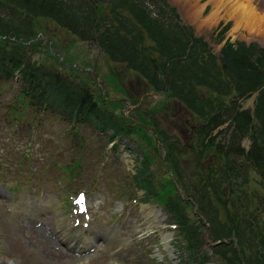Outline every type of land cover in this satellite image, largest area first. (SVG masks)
<instances>
[{
  "label": "rangeland",
  "instance_id": "obj_1",
  "mask_svg": "<svg viewBox=\"0 0 264 264\" xmlns=\"http://www.w3.org/2000/svg\"><path fill=\"white\" fill-rule=\"evenodd\" d=\"M166 1L175 9L181 24L188 26L194 36L207 42L214 54L220 51L226 40L264 44V23H261L262 25L254 23L249 27L240 26L233 30L234 23L231 19H220L217 23L207 22L212 11L207 0ZM249 2L252 4L251 8L264 17V0H243L242 3ZM203 4L205 5L201 7ZM194 7H198V10ZM194 10L198 13L197 19L192 14ZM35 32L37 42L25 45V52L31 59L67 73L77 72L75 74L87 82L99 99L103 97L101 103L104 108L133 120L126 121V125L131 129V137H125L114 147V144L108 143L104 135L86 124L74 128L59 116L47 110L43 112L34 108L19 95L21 83L18 79L0 81V184L3 183V187H6L4 185L13 187L19 192H26L33 202L37 200V203H30L27 198H20L28 202L25 203L29 209H31L29 205L33 204L42 206L33 217V221L12 210L9 202L0 200V259L3 263L10 261L15 264L71 263L78 255L70 252L56 239L53 230L57 228V218L53 216V212L45 213L43 207L46 205V208L50 209L52 198L60 197L59 208L64 209L63 216L66 217L71 212L72 204L70 208L69 206L72 198L81 193L87 195L94 190L102 195V199L92 198V204L87 206L86 213L94 222H101L98 225H102L99 228L104 230L101 235H111L118 227L110 233L109 229L117 224L122 225L120 234H115L116 231L112 237L121 238L117 240L120 241L132 232V235H129L132 240L128 241L130 246L126 248L123 244L115 242L112 244L114 252L122 254L117 257L105 244L96 246L93 251L95 255L87 254L88 258L80 259V264H110L111 261L117 264L187 263L189 259L187 254L179 256L182 251L184 252L183 239L176 237L175 234L169 239L174 255L170 257L168 250L160 244L162 242L160 232L148 225L142 214V211L150 208L141 205L144 203L143 191L133 179V174L140 167L142 158L146 157L148 173L151 174L149 178L155 186L160 182L168 184L172 181L169 165L171 164L174 169L173 186L160 192L159 198L156 199L162 204L165 196L177 195L175 189L179 188L181 196L184 197H181L180 206L187 220L198 225L201 231H204V225L195 212L201 214L208 227L215 214L224 225L222 228H228L232 227L231 217L234 214L238 218L239 215L252 211L257 202L264 198L263 184L255 180L263 178L254 170L255 165L245 159L246 153L250 150L248 137L236 142L243 148V155L236 154L239 151L236 150L235 154H229V158L240 165L242 158L244 159L242 167L245 169L248 166L250 169L251 183L244 182L241 178L223 177V174L226 175L224 172L227 171L226 166L222 167L218 175L219 159L226 142L230 140L229 121H224L209 133L206 131L205 137L212 136L213 145L200 150L199 146H203L207 141L200 133L203 119L190 114L169 93L154 92L137 75L121 68L120 65L110 63L98 46L77 39L52 20H39ZM255 97L256 95H251L238 101L240 107L252 109ZM127 100L129 104L126 103ZM217 114H220L219 111ZM140 121L142 128L136 126ZM154 128L164 131V135L171 143L169 150L175 148L172 152L169 151L167 154L165 149H162L156 139ZM216 146L219 148L216 149ZM216 178L220 181L217 197L213 194L212 188H203L207 183L208 185L215 183ZM48 195L50 199H47ZM201 195L208 197L205 199ZM190 197L191 200L188 199ZM95 201L99 203L94 205ZM153 201L150 200L148 203L154 205ZM209 201L211 208L205 211L204 204ZM246 201H249L250 210ZM157 206L165 213L162 206ZM150 207L154 208L155 205ZM262 211L260 209L254 216L251 213L247 214L244 226L259 234L262 229L258 225L264 223ZM165 222L169 224L168 218ZM126 226H129L127 230ZM134 227L138 229L133 230ZM207 233L209 234V230ZM230 235L231 238L225 241H230L229 245L236 247V238L232 237L233 230ZM203 239L205 241L204 236ZM212 239L213 237L210 240ZM131 244L135 246L133 254H130ZM213 248L216 246L211 247L208 243H203L200 250L207 252L211 264H224L220 252ZM134 260L140 262L136 263Z\"/></svg>",
  "mask_w": 264,
  "mask_h": 264
},
{
  "label": "trees",
  "instance_id": "obj_2",
  "mask_svg": "<svg viewBox=\"0 0 264 264\" xmlns=\"http://www.w3.org/2000/svg\"><path fill=\"white\" fill-rule=\"evenodd\" d=\"M41 19L52 20L77 39L98 46L110 63L137 75L152 90L169 93L190 114L201 117L204 123L200 133L207 141L204 147L199 146L200 150L212 144V136L205 137L206 131L209 133L229 121L230 140L219 159L218 175L226 166L223 177L251 183L250 169L242 167L244 159L240 165L229 158L236 150H239L236 154L243 155V148L236 142L248 137L250 150L245 159L255 165L254 170L263 178L255 180L261 181L264 188V44L226 40L214 54L207 42L181 24L175 9L166 0H0V81L15 79L18 74L19 95L34 108L47 110L74 128L89 124L109 142L130 136L126 121L132 120L104 108L103 97L99 99L77 72L67 73L31 59L25 45L37 42L35 29ZM255 92L253 108H241L238 101ZM136 126L142 128V121ZM154 131L168 154L171 143L164 131L157 128ZM147 159L140 161L134 179L146 194H152L157 186L149 178ZM169 166L174 172L173 166ZM171 186L173 183L169 181L158 188L164 191ZM219 187L220 181L216 178L215 183H207L203 188H212L217 197ZM180 200L176 194L164 198L171 219L179 225V237L184 241V252L179 256L187 254L189 259L185 264L209 263L207 252L200 250L204 243L203 231L187 220ZM210 202H205V211L211 208ZM245 203L250 210L249 201ZM260 209L264 214V198L252 211L238 218L234 214L232 227L228 228H222L224 225L213 215L208 227L209 238L226 240L231 238L233 230L232 237L237 242L236 247L223 243L213 248L220 252L224 264H264V223L258 225L262 229L259 234L243 224L247 214L257 215Z\"/></svg>",
  "mask_w": 264,
  "mask_h": 264
},
{
  "label": "bare ground",
  "instance_id": "obj_3",
  "mask_svg": "<svg viewBox=\"0 0 264 264\" xmlns=\"http://www.w3.org/2000/svg\"><path fill=\"white\" fill-rule=\"evenodd\" d=\"M241 1L243 2V0ZM242 2H230L229 0H207V3L212 7V11L207 18V22L217 23L220 19H231L234 23L233 30L239 28L240 26L249 27L252 26L254 23H260V25H262L264 23V17L262 16V14H259L258 12L256 13L254 8H251L252 4L250 2L248 4H244ZM194 5H196V3ZM204 5L205 4H203L201 7H203ZM197 8L198 7H196L195 9ZM192 14L194 18L197 19V11L194 10ZM53 212L55 213H53L54 216H56L58 220L56 223L58 229V236L66 244L72 245L80 251H87L89 249L90 243H94L92 238H87L84 242H79L78 239H74L70 236V225H73L74 219L78 218L77 215H72L68 218L64 217L58 207H54ZM142 214L144 217H146V222L150 226L152 225L156 226L157 228H161V225L159 224L160 220L156 212L149 209L142 211ZM160 234L162 235V239L164 240V245H166L169 235H167L166 233L164 234L163 232H161ZM79 260L80 259L75 258V260H72V262L69 264H80L81 260Z\"/></svg>",
  "mask_w": 264,
  "mask_h": 264
},
{
  "label": "water",
  "instance_id": "obj_4",
  "mask_svg": "<svg viewBox=\"0 0 264 264\" xmlns=\"http://www.w3.org/2000/svg\"><path fill=\"white\" fill-rule=\"evenodd\" d=\"M255 94H257V92H255L254 93V95ZM205 225L207 226V224L205 223ZM169 235H171V233L169 232L168 233ZM204 238H205V240H206V242L211 246V247H214V246H216V245H219V244H223V243H225V244H228L230 241H225V240H218V241H216V242H210L209 240H208V234H207V229H205V231H204ZM233 239V238H232ZM168 240H169V238H168ZM167 240V241H168ZM236 244V243H235ZM0 264H1V262H0Z\"/></svg>",
  "mask_w": 264,
  "mask_h": 264
}]
</instances>
